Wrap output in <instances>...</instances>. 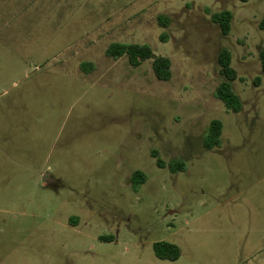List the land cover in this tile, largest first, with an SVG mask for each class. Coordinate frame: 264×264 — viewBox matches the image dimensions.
Wrapping results in <instances>:
<instances>
[{"label": "rangeland", "instance_id": "obj_1", "mask_svg": "<svg viewBox=\"0 0 264 264\" xmlns=\"http://www.w3.org/2000/svg\"><path fill=\"white\" fill-rule=\"evenodd\" d=\"M223 50L239 112L217 95ZM262 51L264 0H0V264H264Z\"/></svg>", "mask_w": 264, "mask_h": 264}, {"label": "trees", "instance_id": "obj_2", "mask_svg": "<svg viewBox=\"0 0 264 264\" xmlns=\"http://www.w3.org/2000/svg\"><path fill=\"white\" fill-rule=\"evenodd\" d=\"M212 19L216 24L219 25L223 34L228 35L230 33L231 22L233 19L232 13L228 11L217 13L212 16ZM160 21L162 24H167L166 19L160 18ZM107 54L113 58L127 56L130 65L133 67H138L147 60H153L152 68L159 80L169 81L172 78L171 60L165 56H154L152 49L148 46H141L137 44H115L108 49ZM260 57L264 71V51L260 53ZM219 64L221 67L223 81L217 88V95L225 103L227 108L233 112H239L242 109V101L233 90V82L237 79V73L232 67V56L230 51H221L219 55ZM222 132L223 123L220 120L212 121L208 134L204 140V146L208 149L217 147L221 142ZM155 157L158 156L156 155ZM157 163L160 167L165 165V163L159 157ZM183 167V161L175 160L170 163L171 170L175 172L182 170ZM145 178V175L139 171L135 172L133 175V181L135 183H143ZM153 249L155 256L160 260L175 261L181 255L179 247L169 242L155 243Z\"/></svg>", "mask_w": 264, "mask_h": 264}]
</instances>
